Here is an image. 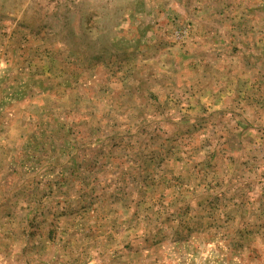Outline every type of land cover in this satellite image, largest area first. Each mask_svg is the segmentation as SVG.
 <instances>
[{"label": "rangeland", "instance_id": "rangeland-1", "mask_svg": "<svg viewBox=\"0 0 264 264\" xmlns=\"http://www.w3.org/2000/svg\"><path fill=\"white\" fill-rule=\"evenodd\" d=\"M137 1L0 0L3 127L12 109L6 89L14 70L31 71L32 97L39 91L34 75L52 87L65 78L89 79L95 72L104 78L110 70L116 98L123 66L136 73L146 70L144 84L150 87L143 99L131 79L124 102L130 109L121 107L122 101L114 100L112 107L98 101L93 106L97 114H91L89 102L72 104L67 91L66 106L57 112L60 120L50 119L45 131L29 132V152L15 153L13 168L0 170V212L18 216V225L29 216V236H22L27 248L14 264H123L125 256L128 264H142L144 252L145 264H157L159 246L169 253V244H161L170 242L159 240L155 225L164 215L178 224L177 264H191L190 255L207 231L220 236V263L264 264V0H241L226 9L236 18L248 10L261 16L256 26L253 20L240 22L258 30L257 48L245 53L252 77L260 81L251 101L256 107L232 96L225 105L208 104L206 94L172 103L155 99L159 84L151 75L158 66L149 58L152 50L131 46L127 56L121 46L124 31L135 42L142 40L137 34L141 18L133 21L134 12L147 6ZM213 213L224 215L221 224L202 223ZM1 247L0 264L14 254Z\"/></svg>", "mask_w": 264, "mask_h": 264}, {"label": "crops", "instance_id": "crops-1", "mask_svg": "<svg viewBox=\"0 0 264 264\" xmlns=\"http://www.w3.org/2000/svg\"><path fill=\"white\" fill-rule=\"evenodd\" d=\"M240 1H137L138 4L147 6L145 10L134 12L136 15L133 21L141 18V24L137 27V34L140 38L142 37V40L135 42L130 38L129 31H124L121 46L123 50L127 51V56L132 53L131 46L152 50L149 58H152L158 66L156 68L157 73L151 75L157 80L154 83L159 84L157 90L154 89L153 91L155 99L169 100L172 103L175 99H181L182 97L191 100L197 98L195 96L197 94H206L209 99L208 104L215 102L222 104L224 102L225 105V101L232 96V99L238 102L245 101L247 106L256 107L252 102L258 93L256 84L260 81L252 77L254 74L252 72V62L245 53L257 48V43L253 38L257 35L258 30L257 27H252V24L244 26L240 22L253 20L255 21L253 26H256L257 20L261 16L248 10L244 15L240 14L236 18L226 10L231 3ZM181 31L183 32L181 33ZM112 42L114 43V38ZM157 54L158 57H155ZM231 54L234 57H231ZM140 59L143 62V55ZM232 59L236 62L230 66ZM123 64L127 65L128 63L124 62ZM130 64L132 66V63ZM17 71L14 70V74L13 71L8 73L10 79L6 80L8 83L6 96L9 97L8 105L12 109L6 115L4 122L6 125L3 127V123H0V127H3V129H0V170H4L3 172L13 168L15 153L24 154L29 152V132L45 131V126L50 119L60 120L61 115L57 112L66 106L65 94H67V91L71 92L68 95L71 102H73L72 104L78 102L83 107V103L89 102L91 114H97L93 106L96 107L98 101H103L105 107H112L114 100H117V102L122 101L120 106L125 110H129V104L125 106L124 102L129 100L131 79L133 90L143 94V99L144 92L150 91V87H145L146 70L141 68L136 73L134 67L123 66L121 67L122 78L116 81L121 86V89L117 91L120 94L116 98L113 96L115 81L110 70V73L107 70L105 71L104 78L99 77L98 73L95 72L89 79L71 77L72 79L69 78V80L65 78L59 84H52V87H49V82L46 83L44 78L31 75L38 83L37 88L39 89L32 97L29 96L31 85L29 80L32 79L29 77L31 71L29 69L25 72H22L23 69ZM228 72H232L231 75L224 76ZM136 75L137 78H135ZM208 76L210 77L206 80L205 78ZM1 78L4 79L3 76ZM87 86H89L88 89H82V87ZM49 91H52L54 95H52V92L49 95ZM55 93L60 94L55 96ZM29 100H32L33 103ZM60 100L63 101L61 105L59 104ZM36 101L38 102L35 103ZM54 102H58L56 109ZM173 112L179 113L180 111L174 110ZM32 127L35 130H31ZM21 140L23 146L19 142ZM23 163V160L19 161V165H23ZM8 183L9 180L6 185ZM1 187H4L2 180H0V194ZM0 198H3V196ZM2 213L0 212V236L5 235L7 237H0V244L3 246L1 248L5 253L6 251L10 253L14 251V254L13 258L8 255V259L11 260L12 258L13 262H8L6 261L8 259L4 258L1 260V264H14L20 256L18 252H23L27 248V237L23 238L22 236H29V220H27L29 216L22 217L21 219L24 218L25 223L18 225V222H15L19 218L18 216L7 217L6 213ZM222 218H224V215L213 213L212 220L207 219V216H205L201 221L205 224L212 223V226H218L222 223V220H220ZM223 221L225 222V220ZM156 224L159 225L160 229L158 232L159 240L170 242L159 243L161 245L169 244V253H165L163 247L159 246L156 251L159 261L157 262L159 264H174V262L176 263L175 254H177V251L173 241L176 239L174 232H176L178 224L172 215L161 216V219L155 220ZM163 227L170 229L169 232L162 230ZM207 232L206 235L201 234L199 247L190 255L191 264H223L219 262L220 259L217 257L219 256L220 236L214 237L212 233ZM14 233L17 236L21 235V237H14ZM188 239L185 240L186 245L189 243ZM142 242H145V240L143 239ZM214 245L217 248H214ZM121 254L123 255V253ZM145 254L144 252L141 255L142 264H145ZM118 255V253H113L114 257ZM138 259H140V254H138ZM128 260V256H125V261L123 257V264H128L126 262ZM22 262L24 263L23 260Z\"/></svg>", "mask_w": 264, "mask_h": 264}]
</instances>
